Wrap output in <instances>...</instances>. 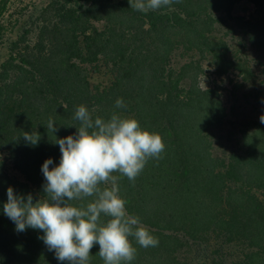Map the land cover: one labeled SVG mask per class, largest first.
Wrapping results in <instances>:
<instances>
[{
    "label": "trees",
    "instance_id": "1",
    "mask_svg": "<svg viewBox=\"0 0 264 264\" xmlns=\"http://www.w3.org/2000/svg\"><path fill=\"white\" fill-rule=\"evenodd\" d=\"M240 1L173 0L145 13L130 0H54L32 22L34 38L16 35L0 63V264H68L41 230L17 232L3 206L9 186L41 198L42 165L60 163L54 141L77 132L80 105L93 120L134 117L165 142L134 183L114 173L129 214L159 239L143 248L130 237L137 254L127 264H188L180 256L193 246L211 264H264V108L255 91L264 85V0H246L254 13L233 16ZM10 3L0 0V45ZM24 132L40 135L38 144ZM91 251L89 264H104L99 245Z\"/></svg>",
    "mask_w": 264,
    "mask_h": 264
},
{
    "label": "clouds",
    "instance_id": "2",
    "mask_svg": "<svg viewBox=\"0 0 264 264\" xmlns=\"http://www.w3.org/2000/svg\"><path fill=\"white\" fill-rule=\"evenodd\" d=\"M172 3L130 0L131 8L145 13ZM115 107H125L123 100L117 99ZM74 118L80 122L77 132L54 141L60 147V163L50 168L53 159L48 158L42 165L44 194L34 202L31 193L25 198L9 186L4 215L15 224L17 232L41 230L39 239L61 262L89 264L91 250L98 244L104 264H127L137 254L130 237L143 248L157 247L159 239L138 216L129 214L114 173L134 183L149 159L161 157L164 139L160 133L142 128L134 117L113 113L108 120H93L85 105L76 109ZM260 122L264 123V115ZM46 127L48 132L56 131L52 119ZM22 137L32 146L40 140L34 132H24ZM109 183L110 187H102ZM89 197L94 199L83 203ZM102 215L108 219L102 221Z\"/></svg>",
    "mask_w": 264,
    "mask_h": 264
},
{
    "label": "rangeland",
    "instance_id": "3",
    "mask_svg": "<svg viewBox=\"0 0 264 264\" xmlns=\"http://www.w3.org/2000/svg\"><path fill=\"white\" fill-rule=\"evenodd\" d=\"M54 0H11V3L7 9L5 18H6V27L7 34L4 40V43L0 45V63L5 61L8 52L10 49L11 41L16 39V35L23 32V30H31L29 33V38H34V35L38 31L36 17L39 13L43 12V10L51 5ZM116 1V0H115ZM256 7L249 1H240L237 3L233 9V16H250L254 13ZM256 56V54H254ZM264 78V76L260 77ZM233 79L239 82V79L234 76ZM106 77L102 74H95L92 77L93 82L105 81ZM231 84H225L226 88H231ZM260 89H255L256 92H259V97L256 99V103L260 108H264V85L259 86ZM260 90V91H259ZM226 94V92H225ZM203 247L201 246H193L189 250L185 251L181 254V258L188 264H211V258L203 251Z\"/></svg>",
    "mask_w": 264,
    "mask_h": 264
}]
</instances>
